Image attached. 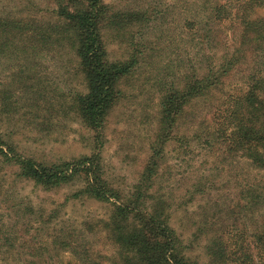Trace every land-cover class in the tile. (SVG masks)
Listing matches in <instances>:
<instances>
[{
    "label": "rangeland",
    "instance_id": "obj_1",
    "mask_svg": "<svg viewBox=\"0 0 264 264\" xmlns=\"http://www.w3.org/2000/svg\"><path fill=\"white\" fill-rule=\"evenodd\" d=\"M146 2L105 1L114 9ZM173 2L160 0V7ZM52 7L51 0H0V19L47 23ZM168 11L167 20L143 28L140 44L146 60L121 83L123 98L103 130V176L124 191L137 182L149 157L162 82L177 85L182 73L190 75L197 68L195 41L180 29L181 10L177 6ZM255 16L264 17V9ZM112 35L105 32L110 59L126 58L129 48ZM19 43L0 53V132L7 144L38 162L89 155L90 134L67 111L70 96L84 91L73 55L32 42H24L29 47L21 49ZM245 81L241 72L232 73L219 91L187 106L160 163L156 188L173 201L171 227L185 256L197 264H219L206 253L210 237L221 234L230 242L244 229L254 234L264 222V206L256 201V185L264 183V173L210 136L223 117L218 110L229 95L243 93ZM79 187L75 183L43 189L20 178L16 165L0 159V264H68L85 258L109 264L115 247L103 222L111 205L86 196L73 198ZM249 189L255 190L252 196Z\"/></svg>",
    "mask_w": 264,
    "mask_h": 264
},
{
    "label": "trees",
    "instance_id": "obj_2",
    "mask_svg": "<svg viewBox=\"0 0 264 264\" xmlns=\"http://www.w3.org/2000/svg\"><path fill=\"white\" fill-rule=\"evenodd\" d=\"M105 1L51 0L47 23L0 19V53L20 41L21 49L29 47L24 42H32L45 50L73 55L84 91L70 96L67 111L89 132L91 149L89 155L71 160L38 162L18 154L0 132V159L16 165L20 178L43 189L77 183L80 187L73 198L86 196L110 204V214L103 222L115 247L109 264H197L185 256L171 227L173 201L156 188L160 163L165 147L178 134L186 107L219 91L225 78L241 72L245 89L229 95L226 106L219 107L223 117L210 136L264 173V17L255 16L256 10L264 9V0H173L166 9L160 7V0L120 9ZM177 6L182 15L180 29L195 41L197 68L190 75L182 73L177 85L162 82L149 157L137 182L124 191L112 187L103 176V130L123 98L121 83L146 60L147 52L140 44L143 28L154 20L164 22L168 10ZM105 32L123 40L129 48L126 58L110 59ZM254 192L247 191L250 196ZM259 199L264 206V183L260 181L256 185V201ZM205 250L214 263L264 264V222L256 226L254 234L244 229L230 242L221 234L210 237ZM68 264L105 263L85 258Z\"/></svg>",
    "mask_w": 264,
    "mask_h": 264
}]
</instances>
